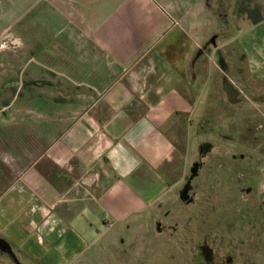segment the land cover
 Returning a JSON list of instances; mask_svg holds the SVG:
<instances>
[{
	"label": "crops",
	"instance_id": "obj_1",
	"mask_svg": "<svg viewBox=\"0 0 264 264\" xmlns=\"http://www.w3.org/2000/svg\"><path fill=\"white\" fill-rule=\"evenodd\" d=\"M215 26L209 0H0L1 41L23 42L0 52V264H90L107 228L169 198L187 121L218 101ZM256 49L238 89L264 117Z\"/></svg>",
	"mask_w": 264,
	"mask_h": 264
},
{
	"label": "rangeland",
	"instance_id": "obj_2",
	"mask_svg": "<svg viewBox=\"0 0 264 264\" xmlns=\"http://www.w3.org/2000/svg\"><path fill=\"white\" fill-rule=\"evenodd\" d=\"M209 1L217 26L207 52L217 67L207 73L216 92L208 86L205 94L218 101L203 108L199 120L187 121V151L175 158L184 174L169 198L107 228L84 254L90 264H264V117L242 93L231 103L223 90L224 77L240 89L249 70L257 73L243 52L263 43L264 19L254 21L264 15V0ZM2 36L11 42L0 39V52L23 45L11 30ZM28 43L21 65L37 57V46Z\"/></svg>",
	"mask_w": 264,
	"mask_h": 264
},
{
	"label": "water",
	"instance_id": "obj_3",
	"mask_svg": "<svg viewBox=\"0 0 264 264\" xmlns=\"http://www.w3.org/2000/svg\"><path fill=\"white\" fill-rule=\"evenodd\" d=\"M215 38L216 35L211 38V42L215 44ZM216 53L218 56V62L220 65L221 70L225 71L227 69V63L225 61V58L223 57V54L219 48L216 49ZM223 90L227 95L228 100L231 103H237L240 101L239 95H240V90L229 80L228 77H224L223 79ZM194 168H197V164L194 165ZM0 249L10 252V247L9 245L0 238Z\"/></svg>",
	"mask_w": 264,
	"mask_h": 264
},
{
	"label": "trees",
	"instance_id": "obj_4",
	"mask_svg": "<svg viewBox=\"0 0 264 264\" xmlns=\"http://www.w3.org/2000/svg\"><path fill=\"white\" fill-rule=\"evenodd\" d=\"M263 19H264V15H263V17H260V18L256 19L254 22H255V23H258V22H260V21L263 20Z\"/></svg>",
	"mask_w": 264,
	"mask_h": 264
},
{
	"label": "built area",
	"instance_id": "obj_5",
	"mask_svg": "<svg viewBox=\"0 0 264 264\" xmlns=\"http://www.w3.org/2000/svg\"><path fill=\"white\" fill-rule=\"evenodd\" d=\"M6 42H7V43L11 42V39H7Z\"/></svg>",
	"mask_w": 264,
	"mask_h": 264
}]
</instances>
